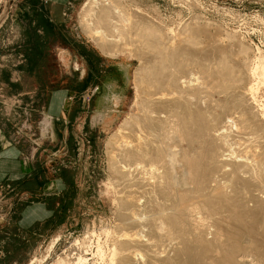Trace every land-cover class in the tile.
Returning <instances> with one entry per match:
<instances>
[{"label":"bare ground","instance_id":"1","mask_svg":"<svg viewBox=\"0 0 264 264\" xmlns=\"http://www.w3.org/2000/svg\"><path fill=\"white\" fill-rule=\"evenodd\" d=\"M140 11L119 0L82 9L103 55L138 61L135 112L107 145L121 229L90 255L98 264H264V53L252 58L234 34L195 19L175 32ZM81 251L54 264H87Z\"/></svg>","mask_w":264,"mask_h":264},{"label":"rangeland","instance_id":"2","mask_svg":"<svg viewBox=\"0 0 264 264\" xmlns=\"http://www.w3.org/2000/svg\"><path fill=\"white\" fill-rule=\"evenodd\" d=\"M85 1L88 0H68L64 5V14L59 7L55 12L56 24L52 23V28L44 13L38 9V1H25L30 11L22 15L23 23H34L41 32L33 38L30 32H25L22 55L33 58L34 46L39 49L40 40L53 41L52 54L47 49L44 51L43 47V87L57 92L60 97L64 96L60 99L65 105H59V118L53 124V136H48L44 130L49 128L44 115L46 96L39 107L43 112H12L11 126L22 128L27 120L25 128L33 135L39 134L38 125L43 128L44 137L39 139L41 159H47V163L51 160L48 165L54 172L50 178L62 180L65 188L50 197L48 205L52 208V216L26 231L17 224L23 204L20 198L11 195L10 215L4 203L0 205V264H54L58 258H69L72 253L81 250L89 259L87 264H98L89 251L93 249L95 252V240L100 237L99 242L107 246L119 236L116 233H119L121 225L107 145L114 139L121 122L135 112L134 76L138 61L129 53L110 58L95 47L81 24ZM119 1L127 9L141 10L148 19L175 32L195 19L194 22L218 28L223 35L234 34L243 46L252 51V58L259 52L264 53V0ZM21 4L24 6V0H13L10 7L8 0H0V23L11 25L13 19L16 20L15 6ZM56 41L57 50L54 47ZM47 54L49 57H46ZM262 85L260 95L264 100ZM106 91L110 92V98L116 104V107H108L109 113H106L109 116L115 114L114 122L107 127L94 126L95 122H90L94 98ZM68 110L70 117L62 120ZM105 229L111 234L107 235ZM57 236L58 242L52 245ZM32 259H36L35 262L32 263Z\"/></svg>","mask_w":264,"mask_h":264},{"label":"crops","instance_id":"3","mask_svg":"<svg viewBox=\"0 0 264 264\" xmlns=\"http://www.w3.org/2000/svg\"><path fill=\"white\" fill-rule=\"evenodd\" d=\"M25 1L24 6L22 4L19 7L15 6L16 20L13 19L11 25L0 23V189L6 197L8 196L7 202L12 201L11 195L15 194L23 203L17 224L24 231L52 216V208L48 205L50 197L59 194L65 188L62 180L50 178V174L54 172L48 165L51 160L49 159L47 163V159H41L43 156L40 153L39 139L44 137L43 128L38 125L40 132L38 131V135H33L31 130L26 129L27 120L22 125L24 128L11 126L12 112L42 111L39 107L43 97L46 96L48 99H46L44 115L46 126L49 128L46 127L44 130L48 136H53V124L59 118V105L64 98L57 95V92L43 87V47L44 51L47 49L52 54L53 41L40 40L39 53L34 46V51L38 55L34 53L33 58L22 55L25 32H30L31 38L37 37L41 32L34 23H23L22 15L30 11ZM37 1L38 9L44 13L49 21L48 25L52 28V23L56 24L55 12L60 7L61 14H64V5L68 0ZM35 41L31 42L34 44ZM54 43L57 50V41ZM46 57H49L48 54ZM109 93L106 91L94 98L92 115H90V122L91 120L95 122L94 126L107 127L114 122L115 114L110 116L106 114L109 113L108 107H116ZM66 116L70 117L69 110L62 120H66ZM11 206L10 203L6 206L9 215Z\"/></svg>","mask_w":264,"mask_h":264},{"label":"built area","instance_id":"4","mask_svg":"<svg viewBox=\"0 0 264 264\" xmlns=\"http://www.w3.org/2000/svg\"><path fill=\"white\" fill-rule=\"evenodd\" d=\"M12 1L13 0H8V2H9V4H10V7H11V4H12ZM4 2H6V0H4ZM2 8H3V6H2ZM2 10V9H1ZM9 10V9H8ZM4 21V20H3ZM98 89H96L95 91H97ZM8 201V196L6 197V195L3 193V191L0 189V205L2 204V203H4L3 205L6 207V206H8V204L10 203V202H7Z\"/></svg>","mask_w":264,"mask_h":264},{"label":"trees","instance_id":"5","mask_svg":"<svg viewBox=\"0 0 264 264\" xmlns=\"http://www.w3.org/2000/svg\"><path fill=\"white\" fill-rule=\"evenodd\" d=\"M36 51L39 53V49H38V46L37 45H36ZM36 51H34V53H36Z\"/></svg>","mask_w":264,"mask_h":264},{"label":"water","instance_id":"6","mask_svg":"<svg viewBox=\"0 0 264 264\" xmlns=\"http://www.w3.org/2000/svg\"><path fill=\"white\" fill-rule=\"evenodd\" d=\"M10 1V0H9Z\"/></svg>","mask_w":264,"mask_h":264}]
</instances>
